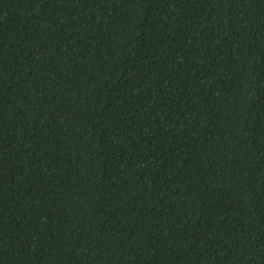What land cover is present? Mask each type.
<instances>
[{
    "label": "trees",
    "instance_id": "1",
    "mask_svg": "<svg viewBox=\"0 0 264 264\" xmlns=\"http://www.w3.org/2000/svg\"><path fill=\"white\" fill-rule=\"evenodd\" d=\"M0 264H264V0H0Z\"/></svg>",
    "mask_w": 264,
    "mask_h": 264
}]
</instances>
